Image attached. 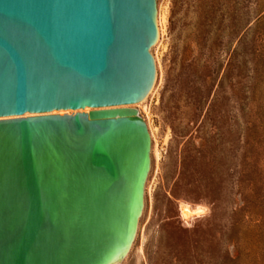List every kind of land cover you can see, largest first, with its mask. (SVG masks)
Here are the masks:
<instances>
[{
  "label": "water",
  "instance_id": "95a60500",
  "mask_svg": "<svg viewBox=\"0 0 264 264\" xmlns=\"http://www.w3.org/2000/svg\"><path fill=\"white\" fill-rule=\"evenodd\" d=\"M158 39L157 0H0V264L127 256L152 145L132 105Z\"/></svg>",
  "mask_w": 264,
  "mask_h": 264
},
{
  "label": "rangeland",
  "instance_id": "374dc122",
  "mask_svg": "<svg viewBox=\"0 0 264 264\" xmlns=\"http://www.w3.org/2000/svg\"><path fill=\"white\" fill-rule=\"evenodd\" d=\"M157 3L151 167L119 264H264V0Z\"/></svg>",
  "mask_w": 264,
  "mask_h": 264
},
{
  "label": "bare ground",
  "instance_id": "6f19581e",
  "mask_svg": "<svg viewBox=\"0 0 264 264\" xmlns=\"http://www.w3.org/2000/svg\"><path fill=\"white\" fill-rule=\"evenodd\" d=\"M163 24H164V22H163ZM158 26H159V42L161 41V38H162V36H163V25H162V20H161V12H160V10L158 9ZM158 42V43H159ZM153 53V52H152ZM153 55H154V53H153ZM154 57H155V60H156V64H157V66H158V59H157V57L154 55ZM156 83V82H155ZM154 87H155V85H154ZM154 87H153V89H154ZM153 89L151 90V92L150 93H152V91H153ZM144 102V100L142 101V102H140V103H138V104H135V105H132V107H135V108H137V106H139V105H141L142 103ZM91 109L90 108H85V109H81V110H79L80 112H89ZM74 112H76V111H74V110H67V111H61V112H59V111H53L52 112V114H63V113H67V114H71V113H74ZM33 115H35V114H32V113H30V112H27V113H25V114H23L22 116H24V117H26V116H33ZM150 124V123H149ZM149 124H148V127H149ZM157 153V152H156ZM183 210V209H182ZM122 262V261H121ZM117 264H119V263H117Z\"/></svg>",
  "mask_w": 264,
  "mask_h": 264
}]
</instances>
